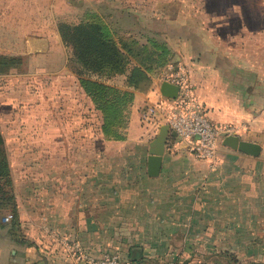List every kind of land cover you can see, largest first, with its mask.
<instances>
[{"label":"rangeland","instance_id":"obj_1","mask_svg":"<svg viewBox=\"0 0 264 264\" xmlns=\"http://www.w3.org/2000/svg\"><path fill=\"white\" fill-rule=\"evenodd\" d=\"M163 4L173 12L180 8L198 14L205 34L202 54L192 53V48L182 53L189 55V61L164 64L154 47L157 42L166 46L164 40L148 34L116 35L107 18H102L101 24L93 21L94 25L109 29L114 35L109 41L121 54L115 53L113 66L98 61L87 67L78 60L73 46V28L82 23L76 20L77 5L65 11L70 19L66 24L72 29L66 44L59 32L64 23L59 20L62 4L51 2L48 13L44 4L33 8L31 0H0V61L13 58L12 68L0 72V131L12 181L11 194L0 195V221L14 217L21 221L22 215L29 219L31 213L39 219L53 216L47 210L58 205L60 198V155L69 158L76 153L82 159L77 167L68 168V173L76 169L82 175L116 176L109 182L101 177L98 185L102 189L112 185L120 188L121 184L128 188L131 184L139 190L142 178L128 180L126 176L147 173L144 162L150 143L159 134L154 121L158 112H168L170 100L162 96L161 85L172 80L173 70L183 68L209 117L228 102L231 116H237L229 124L234 129L232 136L260 143L261 155L249 160L221 144L217 163L210 164L185 147L174 150L170 156L183 161L172 163L170 172L180 176L155 189L152 198L159 205L140 206L139 191L125 194V199L138 202L130 208L131 218H138L143 209L164 218V224L142 229L136 225L91 229L84 224L78 242L98 256L114 252L131 261L139 258L132 264H264V63L257 71L250 69V62L247 68L245 64L235 68L233 0H163ZM31 25H35L34 30ZM44 28L50 36L44 35ZM147 30L145 27L141 32ZM126 48L132 50L130 61L122 58ZM135 80L140 88L132 85ZM156 88L157 95L147 105L133 109L136 91L147 94ZM124 91L134 95L130 102L124 100ZM173 139L170 137L168 143ZM109 141L116 144L109 145ZM75 142L79 143L77 149ZM95 157L98 163L89 162ZM81 182L86 192L90 182ZM8 197L12 199L6 205ZM74 200L72 197L69 204ZM78 205L80 221L89 222L90 216L106 219L107 214L90 210L94 207L90 197H82Z\"/></svg>","mask_w":264,"mask_h":264},{"label":"crops","instance_id":"obj_2","mask_svg":"<svg viewBox=\"0 0 264 264\" xmlns=\"http://www.w3.org/2000/svg\"><path fill=\"white\" fill-rule=\"evenodd\" d=\"M53 1L63 5L64 11L59 16V20L65 23L70 22V19L66 17V8L77 5L76 14L78 16L76 20H80V22L94 17L107 18L112 26V31L116 35L143 36L148 34L157 41L161 40L160 42H162L164 40L170 51L169 62L171 64L174 62L182 64L189 61V55L187 53L183 55L182 53L192 48L194 50L192 53L195 52L198 56L202 54L205 34L203 33V23L198 20V14L180 8L173 12L172 7L164 8L163 0H78L74 3L71 0H31V3L33 8L35 5L44 4L47 7L44 11L49 13L51 11L49 4ZM233 6L235 68H243L244 64L246 67L247 63L250 62V69L257 71L260 64L264 63V0H233ZM1 19L4 23L5 19L3 17ZM43 26L47 27L45 24ZM31 27L34 30L35 25H31ZM145 27L149 28L148 33L141 32ZM44 30V35L50 36L47 28H44ZM22 34L24 35L23 32ZM30 51L34 52L35 50L31 48ZM238 80H243V78ZM158 91L159 88L147 94L136 91L133 109L138 110L143 105H147L146 102L151 101ZM148 104L151 106L150 102ZM219 110L210 113L211 120L215 123L229 125L237 120L236 114L231 116L233 114L229 111L228 102L220 104ZM158 113V118L154 121V124H157L156 130L160 131L162 126L166 125L167 112L163 110L161 114ZM161 118L162 121L159 122ZM153 126L155 127V125ZM173 140L171 143L170 141L167 142L162 170L158 177L151 178L148 175L149 155L144 162L147 173L128 174L126 176L128 180L132 177L134 180L139 177L142 178L144 183L136 191L131 188V184L128 188H124L126 186L124 184H121L120 188L116 185H112L113 187L108 186L106 189L100 188L98 183L101 177L108 178V182L116 177L110 174L91 173L90 175H82L79 172L80 170L76 171V169L74 172L69 171L68 173V168L70 170L72 167H77L82 159L76 153L69 158L60 155V171L57 174L59 183L57 192L60 198L58 199V205L48 206L49 210H47L53 216L47 214L39 219L31 213V218L28 219L22 215L19 228H12L11 221H0V264H71L63 244L78 242L81 230L86 225L91 229H97L98 227H132L133 225L142 229L156 228L158 223L164 224L166 221L164 218L158 219L151 212H143V209L140 210L142 214L138 218H131L129 214L131 213L130 208H134L132 205L137 206L139 204L146 207L159 205L158 200L152 198L156 195L155 189L170 185V181H174L180 176V174L170 172V168L172 163H180L183 159L170 156V152L184 146L177 142L176 138ZM109 142L108 144L112 146L116 144L115 141ZM121 144L129 145L130 143L121 141ZM78 145L79 143L75 142V149L78 148ZM246 157L249 160L257 159L250 156ZM89 162L98 163V158H90ZM128 180L123 179V181ZM68 181L70 182L69 187ZM83 181L90 182L87 185L89 189L86 192L80 184V182L84 183ZM138 191L141 193L139 194L140 201L137 202L138 204L135 201L128 200V198L125 199L126 193H139ZM84 196L90 197L91 203H94L95 209L92 206L90 208L93 213L107 214L104 221H99L98 216L97 219L90 216L89 222H83V220L80 221L77 218L78 206H80L78 204L79 202L82 203V197ZM72 197L75 198L74 203L69 204ZM104 197H106L105 201H98ZM85 201L88 202V200ZM49 202L51 203L52 200H49ZM54 213H58V215H54ZM84 224L85 226H83Z\"/></svg>","mask_w":264,"mask_h":264},{"label":"built area","instance_id":"obj_3","mask_svg":"<svg viewBox=\"0 0 264 264\" xmlns=\"http://www.w3.org/2000/svg\"><path fill=\"white\" fill-rule=\"evenodd\" d=\"M172 80H166L179 87V96L167 101V123L177 134L176 140L198 159L210 164L217 163L218 150L224 136L232 135L231 125L218 124L211 120L203 105L198 102L185 69L171 72ZM12 217V216H10ZM64 250L71 264H132L131 259L119 253L96 255L83 248L79 242L64 243Z\"/></svg>","mask_w":264,"mask_h":264},{"label":"trees","instance_id":"obj_4","mask_svg":"<svg viewBox=\"0 0 264 264\" xmlns=\"http://www.w3.org/2000/svg\"><path fill=\"white\" fill-rule=\"evenodd\" d=\"M99 20L101 19L94 17L82 22L81 25L75 26L73 28L75 30L73 37V46L77 55L76 57L82 64H84L85 66L87 65V67H92L94 63L98 61H101V63L105 62L107 67L113 66V64L115 63V53H120L119 50H116L113 41H109V38L114 36L113 34H111L109 29H102L99 25H94L93 21H96L101 24V21ZM89 21L93 23L88 24ZM94 26L99 27V29L94 28ZM69 29L70 27L65 22L61 24L59 29L61 38L66 44L70 43V41L67 40V37L72 36V34L68 32ZM104 37L107 38L106 43H102L101 41ZM154 47L159 53V59L163 61L164 64L169 62L170 51L168 50L167 46H164L163 44L157 42V44H154ZM122 52V58H125L127 61H130L129 58L131 57L132 50L130 48H126L122 50ZM125 53H127L128 56H125ZM12 60L13 58H2V62L0 61V72H7L8 70H10L12 68V64L10 63ZM132 85H134V87L138 86V88H140V82L138 80L132 81ZM122 94L124 96V100L129 102L131 100V97L133 99L134 96L131 92L124 91ZM11 188V174L8 160L4 151V139L0 131V195L11 194ZM11 199V197H8L6 199V205L7 203H9V201H11ZM0 206L2 207V204H0ZM11 222L12 228H19L21 226L20 221L17 218L15 219V217L14 220H12Z\"/></svg>","mask_w":264,"mask_h":264},{"label":"water","instance_id":"obj_5","mask_svg":"<svg viewBox=\"0 0 264 264\" xmlns=\"http://www.w3.org/2000/svg\"><path fill=\"white\" fill-rule=\"evenodd\" d=\"M179 87L170 83L164 82L161 85L160 92L163 97L175 100L179 96ZM176 138L177 134L171 131L168 124L162 126L158 136L150 143L148 157V175L151 178H156L160 175L163 166V157L166 152V146L169 138ZM222 146L239 151L250 157H259L262 153V146L258 143L241 140L237 136L226 135L222 141ZM139 258L133 257L132 261Z\"/></svg>","mask_w":264,"mask_h":264}]
</instances>
